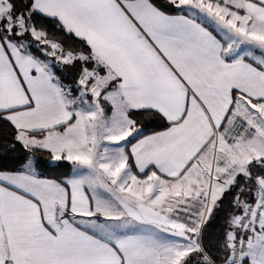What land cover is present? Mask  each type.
Masks as SVG:
<instances>
[{
  "label": "snow or ice",
  "instance_id": "snow-or-ice-1",
  "mask_svg": "<svg viewBox=\"0 0 264 264\" xmlns=\"http://www.w3.org/2000/svg\"><path fill=\"white\" fill-rule=\"evenodd\" d=\"M166 4L0 0V122L74 173L0 169V264H264V0Z\"/></svg>",
  "mask_w": 264,
  "mask_h": 264
},
{
  "label": "trees",
  "instance_id": "trees-1",
  "mask_svg": "<svg viewBox=\"0 0 264 264\" xmlns=\"http://www.w3.org/2000/svg\"><path fill=\"white\" fill-rule=\"evenodd\" d=\"M159 5H164V10H168L169 6L166 4V0H154ZM37 23H43L52 33V37L57 41H62L66 45L72 48H79L80 43L77 40H70L64 34L55 30L53 24L48 23L40 18H37ZM39 55V53H36ZM55 74L60 78L65 86H72L75 83V77L70 74V71L63 66H57ZM135 119L140 123L141 127L145 131V134H150L153 131H161L165 125V121L150 116L145 113H136ZM11 143H16L13 139L12 129L0 122V169H18L22 163H24L29 156L38 161L35 169L40 176L56 180L58 182L66 180L73 171V166L67 161L51 162L50 155L46 150H34L29 152L25 150L19 143H16L15 151H11L7 146ZM229 197L224 202L223 209L219 212H214V220L209 227V234H216L219 232V226L223 223L225 215L229 211Z\"/></svg>",
  "mask_w": 264,
  "mask_h": 264
},
{
  "label": "rangeland",
  "instance_id": "rangeland-1",
  "mask_svg": "<svg viewBox=\"0 0 264 264\" xmlns=\"http://www.w3.org/2000/svg\"><path fill=\"white\" fill-rule=\"evenodd\" d=\"M66 68L68 69V71H70V74L73 75L75 77V80H76V72H77V69L72 68V67H66ZM71 87L75 88V83H73ZM108 114L111 115V112L109 111Z\"/></svg>",
  "mask_w": 264,
  "mask_h": 264
},
{
  "label": "crops",
  "instance_id": "crops-1",
  "mask_svg": "<svg viewBox=\"0 0 264 264\" xmlns=\"http://www.w3.org/2000/svg\"><path fill=\"white\" fill-rule=\"evenodd\" d=\"M133 142H135V141H133ZM130 147V146H129ZM35 171H36V169H35ZM36 173H37V171H36ZM73 171H72V174L67 178V179H69V178H71L72 176H73ZM37 176H38V178L39 179H46V180H50V181H56V180H53V179H49V178H46V177H43V176H40L38 173H37ZM56 182H58V181H56Z\"/></svg>",
  "mask_w": 264,
  "mask_h": 264
}]
</instances>
